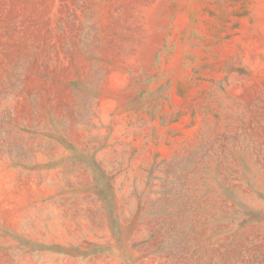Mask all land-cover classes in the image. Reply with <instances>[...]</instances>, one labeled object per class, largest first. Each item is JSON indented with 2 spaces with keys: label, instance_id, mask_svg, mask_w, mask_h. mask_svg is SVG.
I'll use <instances>...</instances> for the list:
<instances>
[{
  "label": "rangeland",
  "instance_id": "374dc122",
  "mask_svg": "<svg viewBox=\"0 0 264 264\" xmlns=\"http://www.w3.org/2000/svg\"><path fill=\"white\" fill-rule=\"evenodd\" d=\"M0 264H264V0H0Z\"/></svg>",
  "mask_w": 264,
  "mask_h": 264
}]
</instances>
